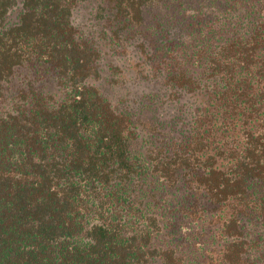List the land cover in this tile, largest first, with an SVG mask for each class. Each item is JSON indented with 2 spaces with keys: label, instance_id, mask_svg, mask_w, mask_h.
Wrapping results in <instances>:
<instances>
[{
  "label": "trees",
  "instance_id": "obj_1",
  "mask_svg": "<svg viewBox=\"0 0 264 264\" xmlns=\"http://www.w3.org/2000/svg\"><path fill=\"white\" fill-rule=\"evenodd\" d=\"M80 1L0 0V264H196L188 232L212 224L203 264H264V0H223L249 24L227 37L104 0L115 39L161 53L142 106L112 97L123 67L74 22Z\"/></svg>",
  "mask_w": 264,
  "mask_h": 264
},
{
  "label": "rangeland",
  "instance_id": "obj_2",
  "mask_svg": "<svg viewBox=\"0 0 264 264\" xmlns=\"http://www.w3.org/2000/svg\"><path fill=\"white\" fill-rule=\"evenodd\" d=\"M160 2L157 7L151 8V12L147 15L148 20L150 23L153 22L154 26L155 20L158 19L166 22L170 15H174L177 19L181 18V15L183 17L187 15L191 17L193 15H204L217 21V24L224 28V32H230L226 37L232 35L235 31L241 34L249 27L247 20L237 25L236 20L238 16H240L238 6L235 4L225 5L223 0H160ZM77 5L74 14V22L80 31L91 35L93 41L97 42L104 55L103 60L106 63H118L121 68L123 67L121 69L123 70L122 74L117 75L118 80L121 81L122 87L113 91L112 97L115 100L134 103V106H142V103L146 105L145 103H148L149 100L161 99L162 95H155L156 93H160L159 84L154 83V79H144L143 74L140 73L141 70H147V68L152 70L159 66L160 59H152V57L161 53H159L158 50L153 52L152 48H147V52H149L147 53L142 47V42L147 41L144 39V36L138 37L136 34L133 35L129 31H124L123 34L125 39L123 41L115 39L113 27L108 23V16H106L109 11L106 10L104 0H81ZM17 16L18 13L16 12L14 20ZM232 24L233 27L230 28ZM215 27L219 28L216 25ZM109 34L111 38L107 39ZM181 35H183V33ZM170 216L175 219V223L178 221L182 222L183 220L182 216L177 213H173ZM185 228L196 229L198 227L187 226ZM177 230L179 231V228L172 229L171 233H174L172 235H176ZM183 231H185V229L181 232ZM195 231L196 230H190L188 232H191L190 239L188 240L190 242L192 241V243L200 242L198 248H200L201 251L195 250L196 256H194V260H196V264H203L205 258L208 257L205 256L206 251L208 249H214L218 244L221 245V242L217 239L219 230L217 226L212 224V226L207 227L205 231L198 230V233ZM213 233H215V237ZM196 237L198 239L195 240ZM164 241L165 238L160 237L158 239V244L165 245ZM190 251L193 250L191 249ZM196 257H198V259H196ZM202 257L204 258L202 259Z\"/></svg>",
  "mask_w": 264,
  "mask_h": 264
}]
</instances>
